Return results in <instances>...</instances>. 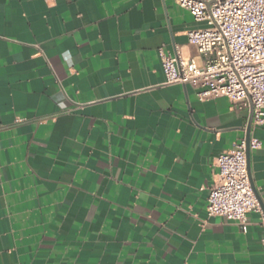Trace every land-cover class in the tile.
<instances>
[{"label":"crops","instance_id":"crops-1","mask_svg":"<svg viewBox=\"0 0 264 264\" xmlns=\"http://www.w3.org/2000/svg\"><path fill=\"white\" fill-rule=\"evenodd\" d=\"M176 0H0V264H264V125L247 231L207 213L250 109L165 85L201 61Z\"/></svg>","mask_w":264,"mask_h":264},{"label":"built area","instance_id":"built-area-1","mask_svg":"<svg viewBox=\"0 0 264 264\" xmlns=\"http://www.w3.org/2000/svg\"><path fill=\"white\" fill-rule=\"evenodd\" d=\"M203 28L187 33L201 58L159 50L165 85L192 86L200 101L227 98L240 110L253 107L252 127L264 125V0H176ZM247 139L216 159L207 213L247 231L250 212L261 211L252 186ZM250 150L259 149L251 139ZM264 225V220H263Z\"/></svg>","mask_w":264,"mask_h":264},{"label":"water","instance_id":"water-1","mask_svg":"<svg viewBox=\"0 0 264 264\" xmlns=\"http://www.w3.org/2000/svg\"><path fill=\"white\" fill-rule=\"evenodd\" d=\"M253 114H254V109L253 107H251V115H250V119H249V123H248V127H247V157H248V160H249V157H250V147H249V144H250V140H251V128H252V121H253Z\"/></svg>","mask_w":264,"mask_h":264},{"label":"rangeland","instance_id":"rangeland-1","mask_svg":"<svg viewBox=\"0 0 264 264\" xmlns=\"http://www.w3.org/2000/svg\"><path fill=\"white\" fill-rule=\"evenodd\" d=\"M197 63L199 66H201V61L199 59L197 60Z\"/></svg>","mask_w":264,"mask_h":264}]
</instances>
